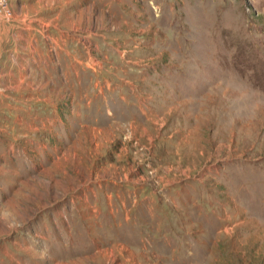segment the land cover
Segmentation results:
<instances>
[{
    "label": "rangeland",
    "instance_id": "obj_1",
    "mask_svg": "<svg viewBox=\"0 0 264 264\" xmlns=\"http://www.w3.org/2000/svg\"><path fill=\"white\" fill-rule=\"evenodd\" d=\"M9 2L0 264H264V0Z\"/></svg>",
    "mask_w": 264,
    "mask_h": 264
},
{
    "label": "crops",
    "instance_id": "obj_2",
    "mask_svg": "<svg viewBox=\"0 0 264 264\" xmlns=\"http://www.w3.org/2000/svg\"><path fill=\"white\" fill-rule=\"evenodd\" d=\"M18 24H19V22H18ZM18 24H17V26H18ZM10 25L14 26V23H10ZM19 27H21V25H19ZM10 40L14 41L15 45H17L18 42L22 41L21 39L19 40V37L17 38L15 36H13L12 39H10ZM26 40L28 41L27 42V48L28 49L26 51H24V49H21V51H19V50H17V48L15 46L14 52L12 53L15 56H13L14 58L11 59V58L4 57V54L8 51V47H7V43H6L7 40L1 39V43H0V62H1V58H2L6 62L4 66H7V68H3L2 70H0V73H17V71H16L17 68L12 66V62L9 65V61L8 60H12V61L13 60H15V61L16 60H20V62L26 64L27 60L30 57V53H31V52H29V50H30L29 49V45H30L31 42H30L28 37H26ZM1 44H3V45H1ZM19 47L21 48V44L19 45ZM35 51H36V49L34 50V52ZM18 73H19V71H18Z\"/></svg>",
    "mask_w": 264,
    "mask_h": 264
},
{
    "label": "built area",
    "instance_id": "obj_3",
    "mask_svg": "<svg viewBox=\"0 0 264 264\" xmlns=\"http://www.w3.org/2000/svg\"><path fill=\"white\" fill-rule=\"evenodd\" d=\"M0 17L5 20H13V9L9 0H0Z\"/></svg>",
    "mask_w": 264,
    "mask_h": 264
}]
</instances>
